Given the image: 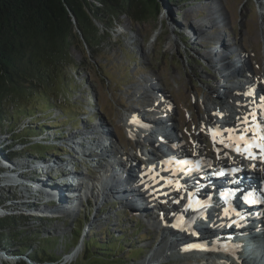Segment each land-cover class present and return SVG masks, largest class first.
I'll return each mask as SVG.
<instances>
[{"label": "rangeland", "instance_id": "rangeland-1", "mask_svg": "<svg viewBox=\"0 0 264 264\" xmlns=\"http://www.w3.org/2000/svg\"><path fill=\"white\" fill-rule=\"evenodd\" d=\"M159 3L160 14L153 16L148 22L134 23L122 17L123 23L115 29L112 40L105 43L103 48L101 46L98 53L85 47L83 42L73 47V58L81 67L78 71H72L70 76H68L70 67L57 72L54 77L56 83L48 89V93L58 100L51 101L53 107L49 115L45 116V120L41 121L42 124L46 123L54 129H59L56 132L61 131L65 138L76 139L79 134L72 130L73 126L82 129L92 126L91 130L96 131L97 128L93 127V124L100 120L104 131L113 135L110 144L118 150V154L121 155L123 150L133 154L139 152L146 142L134 136L124 120L133 112H138L144 118L146 125L153 123L151 119L157 118L160 114L158 115L156 110H146L148 100L153 102L157 95H160L158 97L166 99L170 105L169 110L174 112L172 124L174 129L189 141H195L201 135L204 139L203 143H211V138L204 128L208 127L210 119L213 120V114L223 111L225 115H236L238 112L240 105L235 101V97L233 99L232 89L239 82L240 76L250 72L259 79L264 78V0H180V3L159 0ZM191 26L198 31L193 32ZM223 48L242 52L241 58L227 71L214 68L208 58V56L212 58L214 53H217L216 59L219 60L223 56L221 54ZM223 60L227 66H230L226 61L227 58ZM221 64L219 63V66ZM244 67L246 71L243 70ZM67 80L71 82L68 89H66ZM94 98L98 102L97 107L89 104L90 101H96ZM220 102L222 104L218 105L217 103ZM163 106L166 107L167 104L164 103ZM65 110L69 113L66 114ZM82 110L86 114L91 113V125L84 122L88 117H85ZM40 114L44 115V112L38 115ZM52 128L47 130V133H50ZM50 135L52 133L45 136L46 139L37 138L32 141L44 143L55 141V134ZM149 139H153L154 143L156 141L154 135ZM11 144L8 136H0V200L3 201L0 210L5 212L0 218L21 214L20 216H26L29 220L26 219L25 223L18 222L20 228L36 231L43 239L58 237L60 241L54 253L61 258L59 264H76L82 258L85 246L93 236H96L95 240L99 243L116 242L119 246L117 257L123 262L122 264L125 262L144 264L149 253L157 258L165 251L162 249L160 230L149 226L147 229L143 221H137L140 227L133 226L136 218L130 220L127 213L118 210L117 203L100 202L99 204L98 202L96 205V199H89L88 204H80L82 202L80 200L76 204L79 206V216L77 215L76 219L56 217L59 216V211L55 212L53 217L31 214L30 210L38 209L42 201L41 197L29 200L31 195L29 196L28 192H34L33 184L43 183L56 188L57 184L54 185L52 181L67 175L65 169H57L65 163L61 159L51 162L50 159L40 160L28 156L9 160L5 157L2 148ZM36 144L31 143L29 146ZM29 146L18 144L14 148L23 150ZM136 146H139L138 149ZM107 147L97 148V154L100 155ZM102 161V159L98 163L94 160L88 163L76 161L78 165L80 164L78 172H88L93 179L103 167H100ZM17 162L20 165L19 169L3 166L4 163L12 165ZM44 167H48L49 170L43 169ZM17 173L19 175H16ZM11 179H20L21 183L18 181V187H8ZM13 194L17 197H13ZM117 212H119L118 217L115 215ZM88 229H90L89 233ZM2 230L8 233L6 227ZM76 235L79 238L73 248L71 246ZM1 246L0 252L4 256L8 255L6 256L8 258H26L32 261L29 257L32 254L31 250L24 255H16L14 251L17 248L13 243L10 246L4 247L3 244ZM80 246L82 250L76 257H72L81 248ZM36 248L37 246L33 245V249ZM132 254L135 257L132 258ZM160 258L161 256L156 262ZM174 259L177 258H168L167 261L171 262L167 264L190 262L192 264L195 260L193 257H185L177 261ZM162 261L163 258L158 262ZM12 262L14 261H7L0 256V264H12ZM33 263L39 262L33 260ZM102 263V260L93 259L88 264ZM17 264L28 263L17 262Z\"/></svg>", "mask_w": 264, "mask_h": 264}, {"label": "trees", "instance_id": "trees-1", "mask_svg": "<svg viewBox=\"0 0 264 264\" xmlns=\"http://www.w3.org/2000/svg\"><path fill=\"white\" fill-rule=\"evenodd\" d=\"M166 1L180 3V0ZM159 8V0H0V136H8L12 143L2 148L5 157L44 159L49 153H71L55 145L32 141L42 138L52 128L41 121L51 112V101L57 99L48 93L56 83L57 72L70 67V76L72 71L80 69L72 54L78 43L83 42L85 47L98 53L101 46L112 40L115 29L123 23L122 17L142 24L160 14ZM70 86L67 80L66 89ZM40 112L44 115L39 116ZM65 113L69 112L65 110ZM58 135L56 140L63 133L58 131ZM31 143L37 144L29 146ZM18 144L29 147L15 150ZM26 219L29 220L20 215L0 218V248L2 244L5 247L13 243L16 255L31 250L32 261L59 263L61 258L54 249L60 239H43L36 231L20 228L18 222L25 223ZM4 227L8 233H4ZM78 238L74 237L71 247L76 246ZM95 239L96 236L89 239L76 264H88L93 259L102 260V264L123 263L117 257L116 242L103 244ZM33 245L37 248L33 249Z\"/></svg>", "mask_w": 264, "mask_h": 264}, {"label": "bare ground", "instance_id": "bare-ground-1", "mask_svg": "<svg viewBox=\"0 0 264 264\" xmlns=\"http://www.w3.org/2000/svg\"><path fill=\"white\" fill-rule=\"evenodd\" d=\"M192 31L193 32H196L198 30H197V28L192 27ZM213 41H214V39H213ZM221 54L223 56L219 60L216 59L217 53H214V56H212V58H210L208 56L209 61L211 63H213V67L214 68H217L219 70H223V69L224 70H230V68H229L230 66H227L225 64V61L223 60L224 58H227L226 61L229 64H231V62H235L239 58V56L241 55L240 52L235 51V50H228L227 48H223L222 51H221ZM219 63H222L221 66H219ZM216 78H218V77H216ZM142 91H144V90L142 89ZM153 96H154V94H153ZM230 100H231V98H230ZM148 101H150V100H148ZM145 104H146V101H145ZM217 104L218 105H221L222 103L220 102V103H217ZM146 110H149V109L147 108ZM166 111L168 112V110H166ZM221 112H223V111H221ZM153 113H154V111H153ZM153 113H152V115H153ZM155 114L157 115V113H155ZM132 116H138V118H140L139 117L140 116V113L133 112L132 113ZM227 117L228 118H231L229 116H227ZM100 122L101 121H98L97 124H95V125L93 124V127H96L97 128L96 131H92L91 130V127H88V128L87 127H83L84 131H81L82 136H83L82 137V140L87 143L86 145L89 146V148L90 147L92 148L93 146H95V143L100 138H105L106 137L107 139H109L108 142H112L113 141V135L111 133L106 132V131L105 132L104 131L103 132L100 131V129H101V123ZM124 122H125V120H124ZM139 122H141V120H139ZM213 122L214 121H212V120L210 121V123H211L212 126H214L213 125ZM195 123H196V120H195ZM102 126H103V123H102ZM221 129H223L222 126H221ZM131 131H132V129H131ZM99 133L103 134L104 136L99 135ZM214 134H216V130H215L214 127H212L211 130H210L211 137H213ZM148 136L150 138L152 136V132H149L147 134V137ZM70 138L71 137L67 138L66 139V142L71 141ZM118 139H119V142H120V137ZM235 140H238V138H236ZM198 142L199 143H202L203 142V138L201 136H199ZM123 146H125V145H123ZM97 153L98 152L95 151V156L92 155V159L96 163H98V161L100 160V158H97V159L95 158L96 155H97ZM115 153L118 154V150L117 149L115 150L114 146L113 145H110L106 149L103 150V152H102L101 155L102 156H105V157L112 158L111 156H113V154H115ZM110 154H111V156H110ZM122 154H124L122 157L125 156L126 159H129V160H132V161H134V160L137 161V159H138V156H137L136 153H133V154L131 153L130 154L126 150H123V152L121 153V155ZM259 163H260L259 160H256L254 162V167L259 171V173H261V174L264 175V166H261ZM69 165L72 168H74L76 166L75 163H69ZM3 166H4V168H14V167H16L17 169L20 168L19 162H17V164H12V165L4 163ZM101 171H104V166L101 168L100 172ZM107 171H108L107 172L108 174L106 175V180H108V181L107 182L104 181V183L102 185H101V181L100 180H96V186H95L94 181H91L90 179L88 180L87 178H83V180H85L88 183V185L84 189L81 188V191H80V192H82L81 194H79V192H78L77 189H75L73 191V190H71V188H69V187H72V188H74V187L72 185H70V182L67 181V179H65L66 182H67V184L64 181L62 187L60 185H57L56 186V191H53L52 187L46 186L43 183L42 184H39V185L38 184H33V188H34L33 190H34V192H32V193H31V191L28 192L29 196L31 195L30 197L28 196L29 197V200H31L33 198H35L34 200H36V198L38 199L39 197H41V200L42 201H41V206H39L38 209L30 210V213L31 214H34V215H37V216L44 215V217H53L52 215H54L55 212L59 211L60 214H59V216H56V217L61 218V216H62V218L63 217H67V218H71V219H73V218L76 219V217L79 216L78 215L79 206H77L76 204H78V202L80 200H82V202L80 204H84V203L86 204V201L85 200H86V198H89V199H94V200L96 199L97 200L96 205L98 204V202H99V204H100V202H102V204H106L107 202L108 203H117L116 204V207H118V210L119 209L121 210L120 212H123V213L126 212V213H129L132 217H138L140 219H143V220H145L146 224L149 227L156 228L155 222L158 221V216H157L156 213H158L159 211H155L154 209L149 208L147 206V202H145V201L142 202L139 199L138 196H136L134 193L132 194L131 193L132 192V189L131 190L128 189L126 187V184L120 180V179L123 178L124 174L126 175V172H121V170H119V168H112V169L107 170ZM129 174L132 175L133 173L132 172H129ZM81 175H83L84 177L85 176L88 177V173L87 172H82ZM15 180H17V181H15ZM15 180L11 179L10 180L11 182L8 185V187H11V186H17L18 187V184H19V182L21 183V180L20 179H15ZM60 180H62V179H60ZM59 187L61 188L60 190H58ZM22 198L23 197L21 196V199ZM75 198H76V201H75ZM108 200H110V202ZM48 203H50V204H48ZM143 203H145V204H143ZM155 209H157V208H155ZM115 210H117V209H115ZM69 211H70L71 214H69ZM164 212L168 213V215L171 213L170 210H164ZM4 214H5V212H3V215ZM140 214H143V215H140ZM148 215H150V217ZM109 216H111V214H109ZM110 219H111V217L108 218V220H110ZM198 225L200 227V224L199 223H198ZM205 227H206L207 230H210L209 227H207V226H205ZM89 231H90V229H88V233H89ZM196 231H198V229ZM160 232H161L160 237H162V239H161L162 249H164L165 251L163 253L161 252V254L157 258L154 257V254L151 255L149 253L147 255L148 258H146L144 264H161V262L160 263L158 262L159 260H161L162 258L163 259H165V258L166 259L171 258V255L175 253L174 251H176L177 249H179V247H181V246H185L184 244L187 241V238L185 236L181 235V236H179L180 237L179 239H176V238L173 237V235L170 232L167 233L165 229L160 230ZM174 233H176V232H174ZM209 233L210 232H207L206 235H208ZM201 237L204 238L203 235ZM204 241L207 242L206 240H204ZM80 250H82V247L79 248V250L77 251V253L75 255H73L72 257H76V255L78 254V252ZM166 250H168V252H166ZM6 256H8V255H6ZM6 256H3L4 259H6L7 261H10L9 259H7L8 257H6ZM160 256H161V258L156 262V260ZM186 256H191V255H185L184 257H186Z\"/></svg>", "mask_w": 264, "mask_h": 264}, {"label": "snow or ice", "instance_id": "snow-or-ice-1", "mask_svg": "<svg viewBox=\"0 0 264 264\" xmlns=\"http://www.w3.org/2000/svg\"><path fill=\"white\" fill-rule=\"evenodd\" d=\"M244 123H248L247 120L244 121ZM257 127H260L259 125H257ZM249 129H244L243 131L246 133ZM262 141H264V135L261 136L260 138ZM240 140H246V137L244 135L240 136ZM246 143H248L249 147L245 149V151H249V155L251 156V152L250 149L252 147H257L260 149L261 153H264V143H259V144H254L251 141H246ZM237 151H239V148H237ZM233 171H236L235 169ZM250 202V201H249ZM237 215H239V213H237Z\"/></svg>", "mask_w": 264, "mask_h": 264}, {"label": "water", "instance_id": "water-1", "mask_svg": "<svg viewBox=\"0 0 264 264\" xmlns=\"http://www.w3.org/2000/svg\"><path fill=\"white\" fill-rule=\"evenodd\" d=\"M1 215H3V212L0 210V216ZM0 256H4V254H2L1 252H0ZM7 259H9L10 261H14V262H12V264L14 263H16L17 264V262H22V263H24V262H27L28 264H35V263H33V261H29V260H27L26 258H20V259H18V258H13V257H10V258H7ZM174 260H176L177 261V259H174ZM164 263H167V262H164ZM36 264H39V263H36ZM46 264H48V263H46ZM50 264H52V263H50ZM55 264V263H54Z\"/></svg>", "mask_w": 264, "mask_h": 264}, {"label": "clouds", "instance_id": "clouds-1", "mask_svg": "<svg viewBox=\"0 0 264 264\" xmlns=\"http://www.w3.org/2000/svg\"><path fill=\"white\" fill-rule=\"evenodd\" d=\"M6 217V216H5Z\"/></svg>", "mask_w": 264, "mask_h": 264}]
</instances>
